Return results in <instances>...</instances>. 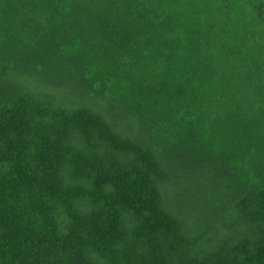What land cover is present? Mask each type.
I'll return each mask as SVG.
<instances>
[{
  "label": "trees",
  "instance_id": "16d2710c",
  "mask_svg": "<svg viewBox=\"0 0 264 264\" xmlns=\"http://www.w3.org/2000/svg\"><path fill=\"white\" fill-rule=\"evenodd\" d=\"M264 0H0V264H264Z\"/></svg>",
  "mask_w": 264,
  "mask_h": 264
},
{
  "label": "rangeland",
  "instance_id": "374dc122",
  "mask_svg": "<svg viewBox=\"0 0 264 264\" xmlns=\"http://www.w3.org/2000/svg\"><path fill=\"white\" fill-rule=\"evenodd\" d=\"M263 32H264V27H263Z\"/></svg>",
  "mask_w": 264,
  "mask_h": 264
}]
</instances>
